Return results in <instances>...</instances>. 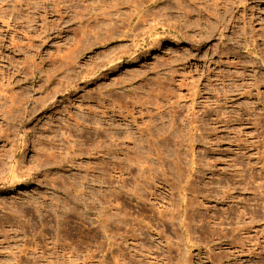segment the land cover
<instances>
[{
  "label": "rangeland",
  "instance_id": "obj_1",
  "mask_svg": "<svg viewBox=\"0 0 264 264\" xmlns=\"http://www.w3.org/2000/svg\"><path fill=\"white\" fill-rule=\"evenodd\" d=\"M134 11L144 19L93 44ZM12 96L35 110L8 141ZM0 101V151L31 174L11 186L0 167V264H264V0H0ZM131 104L173 134L140 162L122 138L112 187L102 132L126 128ZM45 149L56 159L39 166Z\"/></svg>",
  "mask_w": 264,
  "mask_h": 264
},
{
  "label": "bare ground",
  "instance_id": "obj_2",
  "mask_svg": "<svg viewBox=\"0 0 264 264\" xmlns=\"http://www.w3.org/2000/svg\"><path fill=\"white\" fill-rule=\"evenodd\" d=\"M77 2L78 1H80V0H76ZM85 1V0H84ZM87 1V0H86ZM82 2H83V0H82ZM116 2H114V4H115ZM89 4V3H88ZM87 4V6H88V8L90 7L89 5ZM107 4V3H106ZM117 5V4H116ZM115 5V6H116ZM139 5H142V4H139ZM85 6H86V4H85ZM84 6V7H85ZM104 6H106V5H104ZM114 6V5H113ZM143 6V5H142ZM144 6H145V4H144ZM64 7V6H63ZM103 7V6H102ZM110 7V6H109ZM67 8V7H66ZM106 8H108V7H106ZM101 9V8H100ZM103 9H104V7H103ZM86 10H89V9H87L86 8ZM102 10V9H101ZM107 9H104V11H100V12H102V13H104L105 11H106ZM116 10H118V9H116ZM109 11V10H108ZM110 13V12H109ZM109 13H107L106 14V16H108L109 15ZM117 13V12H116ZM115 13V14H116ZM139 13H140V11H134V13L133 14H131L129 17H128V19L129 20H122V25L120 26V25H118V24H121V22L119 23V21H118V24H117V22H116V20H107L106 21V27H108V28H106V35L104 36V38L103 39H101V40H99L100 38H97L96 40H98L97 42H95V43H93L94 45L95 44H100L101 46H103V45H105V44H107V43H109V42H111V41H113L114 40V38H116V35H119V34H121V33H127L126 31H124V30H122V29H120V28H127L128 27V29H131L134 25H135V19L136 18H138L139 20H137V22H139L140 21V19L142 18V19H144V17H145V13H143V15H139ZM114 14V12H113V15H115ZM96 15H100V14H96ZM95 15V16H96ZM117 15V14H116ZM139 15V16H138ZM63 16V15H62ZM105 16V15H104ZM109 16H111V15H109ZM143 16V17H142ZM111 17H113V16H111ZM110 17V18H111ZM61 18V17H60ZM63 18V17H62ZM97 18V17H96ZM63 20V19H62ZM96 20V19H95ZM99 23L101 22V21H105V20H97ZM114 21V22H113ZM112 22V23H111ZM86 30H84L83 32H81L82 33V36L83 35H87L86 37H88L90 34H91V32L93 31V28H94V26L92 25V23H89L86 27ZM88 33V34H87ZM92 46V45H91ZM106 63H109V61L108 62H106ZM66 65V67L68 68L69 67V65L68 64H65ZM56 91V89L54 88V89H51L50 91L48 90V93L47 94H51V93H53V92H55ZM4 97V96H3ZM6 97V96H5ZM10 99V98H9ZM5 99H3V101H4ZM6 101L8 102V100H7V98H6ZM6 101H4L3 103L5 104V102ZM0 102H2V101H0ZM6 102V103H7ZM10 102V103H9ZM8 103L10 104V106L8 107V109L7 110H4V112L5 113H8V115H9V120H11L12 122H14V126L13 125H7V127H5L4 128V131L6 132H4V135H6V136H4V137H6V140H8L9 141V136L10 135H12V133H14L15 131L13 130V129H15V127L17 128L19 125H17V126H15V122L17 121V120H20L21 119V122L22 121H25L26 120V118L27 117H30V115L31 114H33L34 113V110H35V107H30V109L25 105L24 106V109H25V111L23 112V116H22V114L20 113V108H21V106H23L24 105V101H23V98H21V99H18V97H15V96H12L11 97V100L9 101ZM100 102V101H99ZM9 104H7L6 106H8ZM102 104V103H101ZM100 105V104H99ZM104 108H106V110H109V107H106L105 105H102ZM131 107H125V108H121V107H119V109H118V115L122 118V120H124L125 122H127V123H130V124H125V127L126 128H124V129H122L121 127H120V125L119 124H117V125H114V123L113 124H109L108 123V129H104L103 130V132H102V134H104V136L102 137V140L100 141L101 142V148H102V156L103 157H105V156H110L111 154H112V157H111V160L110 161H104L103 163H105L106 165H109V168L111 169V172L109 173V178H107V179H104V180H106V181H109L110 182V184H109V186H112L113 187V185H112V183H113V181H119L118 179L121 177V175H123V173H122V170L120 169V167H118V159H117V154L119 153V148H123V146H124V144H125V142H121V139L123 138L124 140H127L126 142H128V143H126V145L128 146L129 145V143H131L132 144V146L131 147H129V149L131 148L132 150H133V152L135 153V155L134 156H131V157H128L129 158V160L130 159H135L136 160V162H140L141 161V155H140V153H139V150H138V148L140 147H142V148H144L145 147V142L146 143H149V139L150 138H154V139H158L159 137H163L162 138V140L165 138V136H166V134H167V137H169V136H171L172 134H173V132H171L169 129H166V128H163L162 126H163V123L161 124V126H159L158 124H157V122L154 120V116L153 115H150V118H149V120H148V122H143V125H139L138 124V118L137 117H134V113L132 112L134 109H135V107H136V105H134V104H131L130 105ZM111 111L113 112V116H115L116 115V110H115V105L114 104H112L111 105ZM131 108V109H130ZM157 108H160L161 109V106H157ZM90 110V109H89ZM92 110V109H91ZM159 110V109H158ZM93 111H95V110H93ZM92 111V112H93ZM170 111L171 110H169V111H167V112H164V110H159L158 111V115L161 117V120H163L164 119V113H168V114H170ZM177 111H173L172 110V116L173 117H177V113H176ZM21 115H20V114ZM97 113V112H96ZM94 114V113H93ZM100 114H102L104 117H107L108 116V111H105V109H104V111H102L101 110V113ZM99 115V114H98ZM72 116V115H71ZM70 116V117H71ZM75 117V116H74ZM70 119V118H69ZM74 119V118H73ZM77 119V118H76ZM112 119H115V118H112ZM96 120V119H95ZM102 120H103V118H102ZM105 121V120H104ZM103 121V122H104ZM100 122H101V120H100ZM100 122H98V124H100ZM112 122V121H111ZM23 123V122H22ZM75 123H76V127L78 128L79 126H86V124H85V122H84V120L83 121H79V119H77V120H75ZM13 124V123H12ZM17 124H19V122L17 123ZM70 124V123H69ZM132 125V126H131ZM133 126H135L136 127V129L135 130H132V127ZM101 127V126H100ZM196 127H194V129H195ZM18 129V128H17ZM197 129V128H196ZM98 130V129H97ZM18 130H16V132H17ZM108 131V132H107ZM123 131V132H122ZM122 133H124V135H122ZM0 138H1V136H0ZM129 140V141H128ZM133 140V141H132ZM12 141V140H11ZM52 143V142H51ZM47 144V143H46ZM49 144V143H48ZM104 144V145H103ZM20 145V144H19ZM21 146V145H20ZM46 146V145H45ZM44 145L42 146V148L43 147H45ZM53 146H55V145H53ZM48 147V146H47ZM51 147V146H50ZM57 147V146H56ZM150 147H152L151 146V144H149V148ZM166 147V145H164V143H163V149ZM5 148V147H4ZM127 148V147H126ZM16 149V148H15ZM41 149V148H40ZM47 149V148H46ZM45 149V151L43 152V153H41V152H39V153H41V155H40V157H41V159H40V157L38 158L39 159V162H38V159H37V163H39L38 165L39 166H41V165H43L44 166V164H47L48 163V165H49V162L50 161H52V163H53V159H56V157L54 156L55 154L53 153V152H51V153H49L50 152V150H46ZM62 149V148H61ZM71 149H72V147H71ZM44 150V149H43ZM6 151V150H5ZM13 151V150H12ZM49 151V152H48ZM72 151V150H71ZM70 151V152H71ZM78 153H76L75 151H73V155L70 157V158H72V157H76V156H79V155H81V152H83V150L81 149V148H79L78 149ZM1 153H0V167L1 166H6L7 167V164H8V168L5 170L6 172H5V174H4V172H3V174H4V176L2 177V174H1V178L3 179V183H7V184H9V185H11V186H13V185H15V184H18V183H20V182H23L24 180H27L28 178H30L31 177V174L29 173H25L24 171H22L21 169H22V167L20 168V164H19V161H17V157H18V151H13V152H11L10 153V155L9 156H7L6 154H8V151H7V153L6 152H4L3 151V149H1V151H0ZM2 152H4V153H2ZM69 152V151H68ZM68 152L66 151V153L68 154ZM101 152V151H100ZM69 155H70V153H69ZM68 155V156H69ZM58 157L60 156V155H57ZM66 157V156H65ZM65 157H64V159H65ZM9 159V161L6 163L5 161H4V159ZM6 159V160H7ZM58 159V158H57ZM62 160H63V158H62ZM61 160V161H62ZM74 160V159H73ZM57 161H59V160H57ZM64 161V160H63ZM131 161V160H130ZM60 162V161H59ZM58 162V164H60ZM147 162V161H146ZM55 163V162H54ZM57 163V162H56ZM63 163V162H62ZM120 163V162H119ZM48 165H46V166H48ZM50 165H51V163H50ZM49 165V166H50ZM5 167V168H6ZM103 168V167H102ZM148 167H144V168H142V170H144V169H147ZM194 168V167H193ZM43 169V168H42ZM2 170H4V169H2ZM45 170V169H44ZM49 170V169H48ZM103 170V169H102ZM117 172L119 173V175L117 176ZM148 176L149 175H147V176H144V180H145V182H147L148 180H149V178H148ZM52 179H54V178H52ZM53 181V180H52ZM55 182V181H54ZM53 182V185L51 184V187L53 186V187H55V188H61V187H59L58 185H55V183ZM51 183V182H50ZM75 191L76 192H81V190H76L75 189ZM182 196H184V195H182ZM80 197H81V195H79V196H76L75 197V201L76 202H78L79 200H80ZM102 203H104V204H108V206L107 205H105V206H103V208H104V210L103 211H105L106 209H107V207H109L110 206V212H109V214H108V217H106V219L107 220H109V219H111V218H115L116 216H117V213H118V209H119V207H118V205H119V198H118V194H117V192L115 191V190H112L111 191V195L109 196V197H106V196H103V201H102ZM185 206H187V204H185ZM35 208H37V211H39V208L38 207H35ZM181 208H182V211L184 210V205H183V203H182V205H181ZM174 214V213H173ZM185 213L183 212V214H182V219H181V226L182 227H184L185 228V231H187L188 230V227H189V225H190V216H187V215H184ZM189 217V218H188ZM173 219H174V215H173Z\"/></svg>",
  "mask_w": 264,
  "mask_h": 264
}]
</instances>
